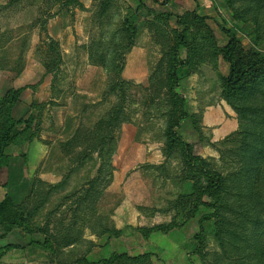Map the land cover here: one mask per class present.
Returning a JSON list of instances; mask_svg holds the SVG:
<instances>
[{
  "label": "rangeland",
  "instance_id": "374dc122",
  "mask_svg": "<svg viewBox=\"0 0 264 264\" xmlns=\"http://www.w3.org/2000/svg\"><path fill=\"white\" fill-rule=\"evenodd\" d=\"M208 1L206 21L118 1L122 15L94 21L105 33L93 59H123L108 84L46 30L51 14L0 0V131L12 101L20 123L0 159V264H264V68L226 90L217 26L242 55L264 57V0ZM35 21L38 31L13 30ZM138 36L142 61L126 62ZM176 121L187 150L166 135Z\"/></svg>",
  "mask_w": 264,
  "mask_h": 264
},
{
  "label": "crops",
  "instance_id": "0c3cea01",
  "mask_svg": "<svg viewBox=\"0 0 264 264\" xmlns=\"http://www.w3.org/2000/svg\"><path fill=\"white\" fill-rule=\"evenodd\" d=\"M26 1L24 4H30L29 7L21 8L19 5V11H28V13H34V16L41 17L46 13L51 14L52 19L47 23L46 30L51 33L55 32L56 38L59 42H66L67 46L74 49V51L80 49L76 53H72L71 56H76L79 54L82 56L88 63L90 61L89 47H93L94 42L100 40V36L105 33L104 28L98 25H94L96 21L101 16H106V14L111 10L112 15H122L123 11L120 6L117 5L118 1L121 0H21ZM132 1V0H131ZM138 0H133V4ZM143 7L147 9H152L156 11L160 9L167 14L180 15L183 12L191 11L198 7L197 14L200 17H212L211 12L213 8L209 6L208 0H169L167 4L161 5L164 0H140ZM28 2V3H27ZM21 3V2H20ZM139 5V2H136ZM23 6V5H22ZM136 6V5H135ZM210 7V8H209ZM30 23L29 26L24 22L23 29L20 26H16L13 30L22 31V30H32L38 31L39 24ZM53 22V23H51ZM52 24H55L54 26ZM26 26V27H25ZM25 27V28H24ZM53 27V28H52ZM147 34L146 31L143 32ZM142 33V34H143ZM97 34L96 38H91ZM138 34V33H137ZM136 34V35H137ZM139 36L135 39L134 47L132 52L128 54L126 62H138L141 63V57H137L138 51V40ZM96 39V40H94ZM20 40V39H13ZM12 42V41H11ZM10 42V43H11ZM8 43V46L10 45ZM62 46V44H60ZM134 57H137L133 60ZM133 60V61H132ZM103 70V69H102ZM104 71V70H103ZM22 101L20 100L18 104ZM30 106H27V110H30ZM14 115V114H13ZM79 127H75L76 129ZM74 135H70L66 141L72 139Z\"/></svg>",
  "mask_w": 264,
  "mask_h": 264
},
{
  "label": "trees",
  "instance_id": "16d2710c",
  "mask_svg": "<svg viewBox=\"0 0 264 264\" xmlns=\"http://www.w3.org/2000/svg\"><path fill=\"white\" fill-rule=\"evenodd\" d=\"M153 1H155V0H153ZM168 1L169 0H164L161 3V5L167 4ZM194 1L196 2V0H194ZM197 11H198V7L196 6V8L191 13V16L193 19L198 20V21H206L209 19V18L198 16ZM217 26L219 27L222 34L225 35V37L227 38V43L221 52V57H222L223 62H225L228 65V74L225 78L224 85H225L226 90L234 91V90L240 89L252 73H254L256 70H258L260 68H264V57H257V56L247 57V56L242 55L241 51H240L241 50L240 42H239L238 38L236 37V35L230 29H226L225 24H217ZM128 31L129 30L126 28L125 29L121 28V29L117 30L118 33H116V31H115L113 34L116 37L117 35H119V33H121L122 38H120L121 39L120 43H123L122 39L124 37H126V36H124L123 32L127 33ZM136 32H133V34H134L133 38L136 36V34H137ZM115 43H116V45L113 48L123 47V46H120L118 44L117 39H115ZM132 44H133V42L129 41L128 46L130 47ZM98 47L99 46H96L94 48L95 50L93 49V47H90V49H92L89 51L90 61L94 65L95 64H98L99 66L101 65L102 69L105 71V73L108 77V84H109L110 80H111L110 75H109L110 65L114 66L116 64V66H114L112 68H113L114 72L118 71V73H119V68H120L119 64H121L123 62V59H122L121 55L118 58V54H120V52L118 53L116 51V53H114V50H113L111 53L106 52L105 53L106 55H103L102 57L100 56L101 60H100V62L99 61L97 62L95 59H93L92 54H95ZM117 64H118V66H117ZM175 86H174V88H175ZM121 94H124V93L121 92ZM15 103H16V101H12L9 103V105L7 106V109H6V114L4 116V118H5L4 126H2L3 128L0 131V159L3 157L2 154H3V151L5 150V148L13 140V137H11L12 130L15 128V126L17 124H20V123H16L14 121V119L12 118V114H11L12 107ZM182 105H183V103H182ZM119 113H120V111H119ZM120 114H122V113H120ZM180 115H185V111L183 109V106H182V111H181ZM178 121H176L172 126H170V128L166 132V135L170 141H176L177 143L180 144V146L182 148L187 150V145L184 142H182L180 140V138L176 135V133L173 131V129L178 126ZM78 132H79V128L76 129V131H75L76 134L69 141L76 140L78 138V134H79ZM91 139H93L92 143H94V142L98 143V145H97V147H99L98 149H100V146H99L100 144H104L105 146L107 145L106 137H103L101 135L95 136V139H94V137ZM101 154H103V153H101ZM257 163H258V166H257L256 173L258 176V182L260 185V190L254 196V199L257 202H261V201L264 202V197H263L264 173H263V168H262L264 163L260 158L257 160ZM201 168L203 169L202 172L207 179V184L209 186V190L216 189L218 187V184H220L219 177L216 176L215 174L211 173V172H208L204 168V165H201ZM215 178H217V182H215ZM5 204H6L5 202L0 204V217L2 216V214L4 212Z\"/></svg>",
  "mask_w": 264,
  "mask_h": 264
}]
</instances>
